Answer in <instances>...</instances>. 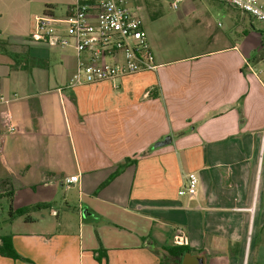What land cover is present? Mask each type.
Instances as JSON below:
<instances>
[{
  "label": "crops",
  "instance_id": "0c3cea01",
  "mask_svg": "<svg viewBox=\"0 0 264 264\" xmlns=\"http://www.w3.org/2000/svg\"><path fill=\"white\" fill-rule=\"evenodd\" d=\"M75 1L0 0V93L10 100L1 112L15 127L7 133L0 122V213L41 206L0 219V239L19 256L0 255V264H264L259 30L232 40L229 27L235 34L245 14L200 2L202 13L223 16L226 33H211L203 53L167 61L143 24L156 70L118 80L116 93L109 82L72 86L75 50L57 54L33 38L45 13L58 27ZM189 173L198 178L192 199L179 195ZM179 229L188 253L170 256Z\"/></svg>",
  "mask_w": 264,
  "mask_h": 264
},
{
  "label": "built area",
  "instance_id": "2783aa9c",
  "mask_svg": "<svg viewBox=\"0 0 264 264\" xmlns=\"http://www.w3.org/2000/svg\"><path fill=\"white\" fill-rule=\"evenodd\" d=\"M221 1L264 25V0ZM176 4L177 1L172 3L174 9ZM64 26L66 30L60 32L45 13L33 38L49 47L75 50L77 65L70 80L72 86L109 82L119 93L118 80L156 70L143 22L132 13L130 0H76L65 11ZM9 103L0 93V122L7 133L13 132L15 127L8 112H1V107ZM78 180V175H74L66 177L62 184L69 188ZM197 185V176L187 174L179 195L192 199ZM172 243L187 244L182 230L175 232Z\"/></svg>",
  "mask_w": 264,
  "mask_h": 264
},
{
  "label": "rangeland",
  "instance_id": "374dc122",
  "mask_svg": "<svg viewBox=\"0 0 264 264\" xmlns=\"http://www.w3.org/2000/svg\"><path fill=\"white\" fill-rule=\"evenodd\" d=\"M204 1L207 0H177V8L174 9L172 3L175 0H130V7L132 13L137 15L143 24L147 26L149 37L153 40L152 50L155 55L160 56L163 60L176 61L205 52V50H208L214 45L210 44L209 36L211 33H226L227 31V23L221 14L202 13L200 10V2ZM2 7H4V3H0V9ZM0 11H4V14L6 12L3 8ZM62 11L63 6L58 5L55 8L56 17H59ZM9 13L12 14L14 12L9 10ZM201 14L204 15L202 16ZM200 18H203L204 22L199 23ZM58 21L60 22L61 20L59 19ZM251 26H254L259 31H264L263 24L245 15L236 27L235 34H233L234 30L232 27H229L231 32L230 38L233 40L239 35L242 36L240 31L242 32L248 28L251 29ZM57 29L62 32L66 30L64 21L60 22ZM261 49L258 54L259 58L264 56V47ZM50 50L54 53L58 52L57 48L54 47H51ZM57 61L56 59H50L44 65V71L50 76L56 70ZM259 69L260 71L264 69V61L260 64ZM79 95H82L83 98L86 96L87 99L90 96L89 92L84 94L80 93ZM79 95H76V97ZM70 192L73 193L74 191ZM74 195H76L75 192ZM55 210L59 212L60 216L65 214V212L63 213L62 204H57ZM70 215L72 217L70 218L72 223L74 215ZM2 217H9V215L4 211V213H0V219ZM33 217L35 218L36 215Z\"/></svg>",
  "mask_w": 264,
  "mask_h": 264
},
{
  "label": "trees",
  "instance_id": "16d2710c",
  "mask_svg": "<svg viewBox=\"0 0 264 264\" xmlns=\"http://www.w3.org/2000/svg\"><path fill=\"white\" fill-rule=\"evenodd\" d=\"M48 8L49 7H47V11L49 10ZM258 32L261 35L262 40L264 41V31H258ZM40 207L41 206L37 205L34 207L23 208V209H18V210H13L12 207H10L9 216L11 218L26 216L31 211H33L37 208H40ZM167 252L170 256H181L183 253H188L186 251V247H183V246L182 247L176 246V250H169ZM0 255L3 257L11 258L13 260H15L19 257L18 254L16 253V251L13 249L11 241L7 237L0 239Z\"/></svg>",
  "mask_w": 264,
  "mask_h": 264
},
{
  "label": "water",
  "instance_id": "95a60500",
  "mask_svg": "<svg viewBox=\"0 0 264 264\" xmlns=\"http://www.w3.org/2000/svg\"><path fill=\"white\" fill-rule=\"evenodd\" d=\"M165 143H167V140H164V141L161 142L160 144L163 145V144H165ZM191 264H203V263H202V260H201L200 258L194 257V258L192 259V263H191Z\"/></svg>",
  "mask_w": 264,
  "mask_h": 264
}]
</instances>
